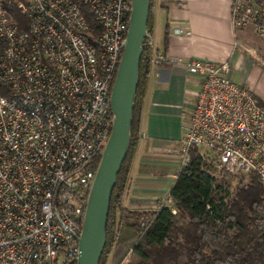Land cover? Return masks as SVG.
<instances>
[{"label": "built area", "instance_id": "obj_1", "mask_svg": "<svg viewBox=\"0 0 264 264\" xmlns=\"http://www.w3.org/2000/svg\"><path fill=\"white\" fill-rule=\"evenodd\" d=\"M129 12L130 0H0V264L76 260ZM230 22L264 36V0H232ZM145 39L151 64H182L201 77L168 147L179 170L191 147L204 146L217 168L264 187V105L252 90L228 76L227 61H184L154 50L150 32Z\"/></svg>", "mask_w": 264, "mask_h": 264}, {"label": "trees", "instance_id": "obj_2", "mask_svg": "<svg viewBox=\"0 0 264 264\" xmlns=\"http://www.w3.org/2000/svg\"><path fill=\"white\" fill-rule=\"evenodd\" d=\"M152 9L150 0V33ZM151 56L152 47L145 39L131 140L111 193L106 243L98 264H264V187L259 178L245 179L217 168L197 146L190 148L188 163L169 188V204L165 197L148 208L124 204Z\"/></svg>", "mask_w": 264, "mask_h": 264}, {"label": "crops", "instance_id": "obj_3", "mask_svg": "<svg viewBox=\"0 0 264 264\" xmlns=\"http://www.w3.org/2000/svg\"><path fill=\"white\" fill-rule=\"evenodd\" d=\"M231 1L153 0V48L184 61L198 57L229 62L228 76L250 88L256 101L264 105V55L255 45L263 36L247 29L234 31ZM177 25L190 33H171ZM200 78L182 64H151L124 196L126 206L152 207L168 194L180 161L168 147L181 134L183 114L195 101Z\"/></svg>", "mask_w": 264, "mask_h": 264}, {"label": "water", "instance_id": "obj_4", "mask_svg": "<svg viewBox=\"0 0 264 264\" xmlns=\"http://www.w3.org/2000/svg\"><path fill=\"white\" fill-rule=\"evenodd\" d=\"M150 0H130L128 27L110 86L111 129L94 172L78 235L75 264H98L106 243L110 198L131 140L134 95L138 84L142 44L147 36Z\"/></svg>", "mask_w": 264, "mask_h": 264}, {"label": "rangeland", "instance_id": "obj_5", "mask_svg": "<svg viewBox=\"0 0 264 264\" xmlns=\"http://www.w3.org/2000/svg\"><path fill=\"white\" fill-rule=\"evenodd\" d=\"M253 41H255V39H253ZM255 45L259 46V48L262 50V53L264 55V36L263 37H260V39L256 42ZM199 149L200 150H204V146H200ZM236 175L243 176L245 179L249 176V175L238 174V173Z\"/></svg>", "mask_w": 264, "mask_h": 264}]
</instances>
